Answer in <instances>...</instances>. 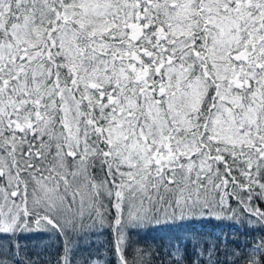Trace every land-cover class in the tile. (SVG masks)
<instances>
[{
  "label": "snow or ice",
  "instance_id": "obj_1",
  "mask_svg": "<svg viewBox=\"0 0 264 264\" xmlns=\"http://www.w3.org/2000/svg\"><path fill=\"white\" fill-rule=\"evenodd\" d=\"M0 264H264V0H0Z\"/></svg>",
  "mask_w": 264,
  "mask_h": 264
},
{
  "label": "trees",
  "instance_id": "obj_2",
  "mask_svg": "<svg viewBox=\"0 0 264 264\" xmlns=\"http://www.w3.org/2000/svg\"><path fill=\"white\" fill-rule=\"evenodd\" d=\"M197 227H200V226H197ZM161 235H163V233L149 232V233L147 234V239H148L149 242H150L152 237H159V236H161Z\"/></svg>",
  "mask_w": 264,
  "mask_h": 264
}]
</instances>
